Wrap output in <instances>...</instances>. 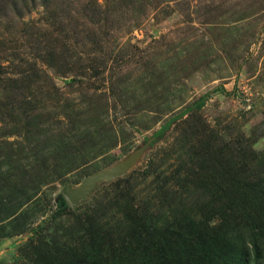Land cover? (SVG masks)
Listing matches in <instances>:
<instances>
[{
	"label": "rangeland",
	"instance_id": "rangeland-1",
	"mask_svg": "<svg viewBox=\"0 0 264 264\" xmlns=\"http://www.w3.org/2000/svg\"><path fill=\"white\" fill-rule=\"evenodd\" d=\"M72 2L76 10L63 21L73 46L66 56L68 73L48 69L32 88L0 91V172L12 183L0 192V202L22 203L9 231L43 222L51 230L74 229L72 216L52 224L58 198L66 200V191L85 177L124 161L150 141L129 172L99 184L75 205L80 212L97 210L111 198V182L129 177L140 184L136 190H145L150 159L162 158L163 149L182 140L181 122L190 114L185 110L202 97L199 115L213 130L226 138L244 136L256 142L255 150L264 149V0ZM92 2L110 17L97 53L89 42L80 46L84 34L75 27ZM24 20L31 38L23 26L18 36L0 27L3 37L13 36L4 44L10 50L1 55L2 79L25 60H39L36 46L43 38L36 42L37 34L64 29L53 10L42 7ZM8 100L15 102L16 116L18 102L29 112L36 107L40 121L13 120ZM172 120L153 143L154 134ZM172 158L168 164L176 163ZM26 239L0 238V261L11 263ZM260 254L264 264V250Z\"/></svg>",
	"mask_w": 264,
	"mask_h": 264
},
{
	"label": "trees",
	"instance_id": "trees-1",
	"mask_svg": "<svg viewBox=\"0 0 264 264\" xmlns=\"http://www.w3.org/2000/svg\"><path fill=\"white\" fill-rule=\"evenodd\" d=\"M72 4V0H0L4 12L0 27L14 35L22 33L23 26L31 38L24 18L40 7L53 10L64 28L58 32L46 28L37 34L36 42L43 38L36 46L39 60H25L18 72H7L6 78H0V91L16 93L24 84L32 88L48 69L68 73L66 56L73 46L66 23L76 10ZM83 11L82 23L75 21L84 34L80 46L89 42L97 50L93 53L102 51L110 17L95 2ZM10 38L0 33V62L5 50H10L4 45ZM2 68L0 63V77L5 73ZM204 102L202 97L185 110L190 114L181 122L182 140L163 149L162 158L150 159L145 190H136L140 184L132 177L113 181L111 198L99 203L92 199V204L98 203L97 210L81 212L80 206L71 207L59 197L52 224L72 216L74 229L51 230L43 222L9 231L22 203L0 202V238L27 236L14 260L0 264H262L264 149L255 150L256 142L244 136L233 139L218 134L199 115ZM14 103L7 101L13 120L40 121L36 107L29 112L19 102L21 115L16 116ZM173 121L154 134L153 143ZM171 158L175 164H168ZM8 184L10 179L0 172V192Z\"/></svg>",
	"mask_w": 264,
	"mask_h": 264
},
{
	"label": "water",
	"instance_id": "water-1",
	"mask_svg": "<svg viewBox=\"0 0 264 264\" xmlns=\"http://www.w3.org/2000/svg\"><path fill=\"white\" fill-rule=\"evenodd\" d=\"M147 143L150 144V141ZM148 144L131 154L124 161L119 162L110 168L92 173L85 177L76 188L68 189L66 191V200L68 203L71 205L79 203L81 200L88 198L99 184L114 180L129 172L141 158V155Z\"/></svg>",
	"mask_w": 264,
	"mask_h": 264
}]
</instances>
